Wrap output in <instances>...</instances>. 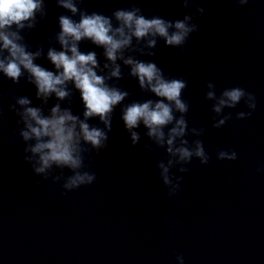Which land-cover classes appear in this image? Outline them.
Masks as SVG:
<instances>
[{
  "label": "water",
  "instance_id": "1",
  "mask_svg": "<svg viewBox=\"0 0 264 264\" xmlns=\"http://www.w3.org/2000/svg\"><path fill=\"white\" fill-rule=\"evenodd\" d=\"M130 2L84 0L82 6L110 15ZM136 2L146 16L195 15V8H183L179 0ZM197 3L205 11L196 15L198 30L182 48L159 40L155 56L141 57L155 60L166 75L187 81L182 91L189 103L185 118L190 127L204 128L199 138L209 162L194 158L187 172L170 170L183 177L175 197L167 195L156 167L165 159L164 150L143 147L150 141L142 127L137 129L141 140L132 145L119 107L108 148L85 153V165L96 173L91 185L65 193L60 182L35 175L23 159L17 116L7 105L19 95L40 102L31 84L0 77V264H175L176 253L184 256L185 264H264V174L256 172L257 164L264 163V0L242 7L234 0ZM64 11L55 0H47L46 17L25 33V41L47 48L58 30L56 17ZM92 47L81 42L82 49ZM96 51L99 55L101 50ZM38 62L47 64L43 58ZM208 81L215 83L217 94L236 85L252 92L256 110L236 119L237 111H248L241 101L234 109L226 108L232 118L214 128L213 101L204 99ZM117 83L129 91V100L149 95L127 75ZM54 102L50 99L46 107ZM62 106L79 113L78 94ZM186 138L191 142L195 137ZM229 148L237 152L236 160L216 158L218 150Z\"/></svg>",
  "mask_w": 264,
  "mask_h": 264
},
{
  "label": "clouds",
  "instance_id": "2",
  "mask_svg": "<svg viewBox=\"0 0 264 264\" xmlns=\"http://www.w3.org/2000/svg\"><path fill=\"white\" fill-rule=\"evenodd\" d=\"M179 2L183 8H195V15L186 13L176 19L146 16L136 0L106 15L83 7L84 0H55L65 11L56 17L58 30L45 48L44 44L27 43L25 33L46 17L47 0H0V77L13 84L23 79L33 86L34 97L40 102L34 104L29 96L19 95L7 105L17 116L16 131L24 142L23 159L35 175L60 182L65 193L91 185L96 173L85 165V153L99 154L108 148L117 107L132 145L141 140L137 129L142 127L150 141L143 147L151 151L155 145L164 150L165 159L156 167L170 198L180 190L183 179L173 175L171 169L185 173L194 158L201 164L209 162L199 138L204 128L190 127L185 118L189 103L182 91L187 81L166 75L155 60L141 58L155 56L159 40L166 46L182 48L190 34L198 30L196 15H203L204 8L197 0ZM249 2L234 0L241 7ZM82 41L93 47L82 49ZM96 49L101 50L99 55ZM41 58L47 64L39 63ZM125 75L134 78L148 97L129 100V91L117 83ZM206 89L204 99L213 101L214 128L225 125L233 114L224 110L236 108L241 101L248 111H237L236 119L250 117L256 110L255 95L239 85L225 87L217 94L215 83L208 81ZM74 93L81 105L79 113L62 106L65 101L70 104ZM50 99L55 102L46 107ZM3 115L0 108V118ZM188 136L195 138L190 142ZM216 158L236 160L237 152L221 149ZM65 169L69 174L65 175ZM256 172L264 174V163L257 164ZM175 264H185L182 254H175Z\"/></svg>",
  "mask_w": 264,
  "mask_h": 264
}]
</instances>
